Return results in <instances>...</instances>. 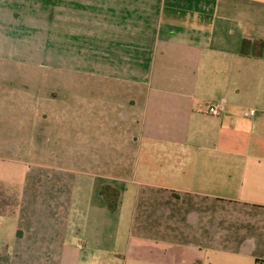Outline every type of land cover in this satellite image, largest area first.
<instances>
[{"label": "crops", "instance_id": "1", "mask_svg": "<svg viewBox=\"0 0 264 264\" xmlns=\"http://www.w3.org/2000/svg\"><path fill=\"white\" fill-rule=\"evenodd\" d=\"M245 40L264 0H0V264H264Z\"/></svg>", "mask_w": 264, "mask_h": 264}, {"label": "trees", "instance_id": "2", "mask_svg": "<svg viewBox=\"0 0 264 264\" xmlns=\"http://www.w3.org/2000/svg\"><path fill=\"white\" fill-rule=\"evenodd\" d=\"M243 56H250L255 58H261L264 55V41H249L245 40L241 51ZM12 199L4 196L3 192H0V215L11 216L16 213L18 208V196L17 193L11 190ZM121 191L110 185L104 186L100 195L107 208L111 212H117L120 207ZM1 264H10V256L7 253L1 255Z\"/></svg>", "mask_w": 264, "mask_h": 264}, {"label": "built area", "instance_id": "3", "mask_svg": "<svg viewBox=\"0 0 264 264\" xmlns=\"http://www.w3.org/2000/svg\"><path fill=\"white\" fill-rule=\"evenodd\" d=\"M223 110L224 106L222 104H219L210 106L208 112L212 116H220ZM251 115H254V112H252Z\"/></svg>", "mask_w": 264, "mask_h": 264}, {"label": "rangeland", "instance_id": "4", "mask_svg": "<svg viewBox=\"0 0 264 264\" xmlns=\"http://www.w3.org/2000/svg\"><path fill=\"white\" fill-rule=\"evenodd\" d=\"M0 192H3L4 196H7V198L12 199L13 194L11 193L10 186L0 185Z\"/></svg>", "mask_w": 264, "mask_h": 264}]
</instances>
